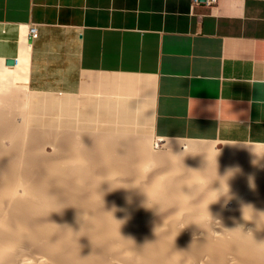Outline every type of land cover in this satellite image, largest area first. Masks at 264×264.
<instances>
[{
  "label": "crops",
  "instance_id": "0c3cea01",
  "mask_svg": "<svg viewBox=\"0 0 264 264\" xmlns=\"http://www.w3.org/2000/svg\"><path fill=\"white\" fill-rule=\"evenodd\" d=\"M24 43L26 84L62 96L70 142L264 145V0H0V59Z\"/></svg>",
  "mask_w": 264,
  "mask_h": 264
},
{
  "label": "bare ground",
  "instance_id": "6f19581e",
  "mask_svg": "<svg viewBox=\"0 0 264 264\" xmlns=\"http://www.w3.org/2000/svg\"><path fill=\"white\" fill-rule=\"evenodd\" d=\"M28 47V43H24L16 58H8L15 59V65H7L4 57L0 59L3 87V77L13 83L18 80L27 82ZM0 97L4 99L0 100V264H177V260L179 264H264V247L257 246L250 238L241 237L238 232L229 231L237 226L233 218L240 224L244 223L239 201L264 210V167H253V157L247 148L232 144L166 143L171 152L172 149L181 151L173 157L174 160L188 156L184 160L188 167H201L203 155L209 161L208 171L214 172L215 158L220 153L221 173L229 166L239 165L243 175L231 181L232 191L238 196V200L231 201L235 212L228 207V215H223L226 211H222L220 205L216 209L210 207L214 216L219 214L221 224L211 219L205 204L200 206L198 215L184 216L181 212L168 217L162 227H157L154 235V221L160 223L158 217L136 208L135 204L127 205L122 191L106 195L104 209L103 192L100 191L103 181L110 182L113 187L119 186L118 180L133 172L138 162L149 154L148 146H145L148 152L133 146L134 150L130 142L131 151H124L126 147L119 148L118 142L115 150L108 146L95 151L90 150L93 145L73 142L77 138L64 143L60 141L63 127L59 128L62 130L56 136L48 134L51 133L48 130L51 124L57 123L55 118L51 123L53 105H60L63 110L61 98L25 93L23 99L16 100L5 92ZM119 124H124V121ZM5 140L12 143V147H6ZM125 143L128 144L127 141ZM87 146L92 147L88 149ZM47 147H52L54 154L48 153ZM248 148L264 154V147ZM133 153L140 155L139 158L138 155V159L125 158ZM114 154L124 155V158H91L92 155L111 157ZM261 163L264 165V161ZM249 175L255 177V191L248 190ZM242 196H252L253 199H242ZM113 204L132 214V219L121 232L134 241L120 236V224L108 212ZM125 214L117 211L114 215L120 219ZM179 232L176 247L187 250L182 259L173 254V240ZM255 238L264 240V232L256 233Z\"/></svg>",
  "mask_w": 264,
  "mask_h": 264
},
{
  "label": "clouds",
  "instance_id": "9594fccd",
  "mask_svg": "<svg viewBox=\"0 0 264 264\" xmlns=\"http://www.w3.org/2000/svg\"><path fill=\"white\" fill-rule=\"evenodd\" d=\"M231 146L247 148L253 157L251 161L253 167H264L261 163L264 161V154H258L246 146ZM180 152H175L172 149L169 154L166 151L152 152L149 150V154L138 162L133 172L118 180L119 186L113 187L110 182L103 181L100 191L103 192L104 209L106 207L104 197L110 193L122 191L127 205L135 204L136 208L150 212L154 217L159 218L160 223L154 221V235H156L157 227H162L168 217L181 212L184 216L198 215L200 206L205 204L211 219L219 221L221 224L219 214L214 216L210 211V205L219 204L223 211L228 208L232 200H238L237 194L232 191L231 181L238 175H243L242 169L239 165H234L225 168L221 173L218 162L220 153L215 158L214 172L208 171L209 161L203 155H201L203 157L201 167L191 168L184 163L188 156H184L179 161L173 159ZM247 181L248 187L255 191L254 175H249ZM102 185H106V187L102 188ZM239 204L241 219L244 223L240 224L233 218L237 226L228 230L238 232L241 237L250 238L257 246L264 247V240L257 241L255 238L256 233L264 232V210L257 209L255 205L243 201H239ZM117 211H123L126 214L123 218L117 219L114 215ZM108 212H111L113 218L119 222L120 236L125 240L134 241L131 237H124L121 232V229L132 219V214L127 209L118 208L115 204ZM247 225H251V227H247ZM179 234L180 232L173 240V254L182 259V254L187 250L176 247L175 240ZM177 264H179V260H177Z\"/></svg>",
  "mask_w": 264,
  "mask_h": 264
},
{
  "label": "rangeland",
  "instance_id": "374dc122",
  "mask_svg": "<svg viewBox=\"0 0 264 264\" xmlns=\"http://www.w3.org/2000/svg\"><path fill=\"white\" fill-rule=\"evenodd\" d=\"M2 77V76H1ZM4 78H6V77H3V81L5 82V84H4V87L2 86V82H0V95H2V92H5V94H8V95H10L12 98H14V99H16V100H20V99H23L22 98V95L23 94H25V93H27V94H35V95H48V96H52V97H56V98H61L62 100H63V98H62V96L61 95H52V94H47V93H38V92H34V91H32L29 87H28V85L26 84V82H23V81H20V80H18V82L17 83H13V82H9V80L8 79H4ZM21 85V86H20ZM22 86H24V87H22ZM26 87V88H25ZM23 88H25L24 90H23ZM0 100H4L3 98H1L0 97ZM61 106L60 105H57V104H55V105H53V107H52V110H53V115H51V123L54 121V118H55V121L57 122L54 126L51 124V129H48V130H50L51 131V133H48V134H50L51 136H56V134H58V132L60 131V130H62V129H59V128H62L63 126V122H62V120H63V110L60 108ZM56 108V109H55ZM60 110H61V113H60ZM57 114H59L58 116H56ZM52 116H54V117H52ZM58 117V118H57ZM54 121V122H55ZM59 121V122H58ZM59 123H61V124H59ZM57 125V126H56ZM58 127L57 129H59V130H57V129H54V128H56V127ZM53 130V131H52ZM49 131V132H50ZM55 131V133H53ZM57 132V133H56ZM61 132V131H60ZM59 132V133H60ZM63 132L62 133H60V135H61V137L62 138H60V141L62 140L64 143H65V141H64V139H63ZM68 142H70V141H68V139H67V141H66V143H68ZM77 142H79V141H77ZM82 143H86L87 141L86 140H82L81 141ZM89 142H91V141H89ZM168 142H177V143H180V145H183V144H185V143H189V142H198V143H206V144H210V145H216V146H221V145H223V144H232V145H242V146H248V147H264V145L263 144H254V143H249V142H231V141H226V140H218V141H196V140H184V139H166V140H154L153 141V143H152V145L151 146H149L148 148H150V149H148V151L149 150H151L152 152H161V151H166L167 153L169 152V154L171 153V151L168 149V147L165 145L166 143H168ZM3 143H4V145L6 146V147H8V148H10V147H12V143H10L8 140H5V141H3ZM95 146H96V148H95ZM93 145V149L91 148V147H89V146H87V148L88 149H90V150H95V151H98V150H103V149H105V147L106 148H108V146H98V145ZM109 147H111V149L112 148H116V146H109ZM126 147V148H125ZM128 147V148H127ZM131 148H133L132 146H130ZM130 147L129 146H121V147H119V148H121V149H124V151H129L130 150ZM115 148H114V150H115ZM136 149H139L138 147H135ZM135 148H133L134 150H136ZM68 149V148H67ZM132 149V150H133ZM142 149V148H141ZM46 150H47V152L48 153H50L51 155L52 154H54V149L52 148V147H47L46 148ZM143 150L144 151H147L146 150V147L145 148H143ZM131 151V150H130ZM147 151V152H148ZM149 153V152H148ZM116 155L117 154H114V155H112L111 157H109V156H99V155H92V157L91 158H93V159H96L97 157L96 156H98V158L97 159H99V157L100 158H103L104 157V159H107V158H115V159H118L119 157V159H121V158H124L121 154L120 155H117L118 157L116 158ZM134 155H135V157H134ZM138 155V154H137ZM135 153H133L132 154V156H131V154L130 155H128L127 157L125 156V158L126 159H128V157H129V159H138L139 158V156L140 155H138L137 156ZM49 156V155H48ZM122 156V157H121ZM138 158H137V157ZM96 157V158H95ZM129 164V163H128ZM130 164H132V163H130ZM239 177H241V175L239 176ZM239 179H241L240 181H243V179L242 178H239ZM244 190H246V189H244ZM248 190H250V191H252L251 189H249L248 188ZM247 195H249V194H247ZM253 196V195H252ZM252 196L251 197H246V196H242V199H253V198H255V196H253V198H252ZM244 197V198H243ZM230 205V206H229ZM228 205V207L229 208H232V209H230V210H232V212H235V206L233 205V203H231V204H229ZM232 205V206H231ZM214 206V207H213ZM217 206V207H216ZM219 206V204H213L212 206L210 205V207H213L214 209H216V208H219L218 207ZM221 208V207H220ZM223 211H226L225 213H223V215H228V213H227V211H229L228 210V208L227 209H225V210H223ZM232 212H230V213H232ZM222 213H220V214H222ZM220 216H222V215H220Z\"/></svg>",
  "mask_w": 264,
  "mask_h": 264
},
{
  "label": "built area",
  "instance_id": "2783aa9c",
  "mask_svg": "<svg viewBox=\"0 0 264 264\" xmlns=\"http://www.w3.org/2000/svg\"><path fill=\"white\" fill-rule=\"evenodd\" d=\"M193 5L200 4V3H205L207 5H214L218 2V0H205V1H200V0H192ZM30 37L33 39L38 38L39 36V29L38 26L32 25L29 30Z\"/></svg>",
  "mask_w": 264,
  "mask_h": 264
},
{
  "label": "water",
  "instance_id": "95a60500",
  "mask_svg": "<svg viewBox=\"0 0 264 264\" xmlns=\"http://www.w3.org/2000/svg\"><path fill=\"white\" fill-rule=\"evenodd\" d=\"M200 1H205V0H200ZM6 64L7 65H15L16 64V60L15 59H7L6 60Z\"/></svg>",
  "mask_w": 264,
  "mask_h": 264
}]
</instances>
